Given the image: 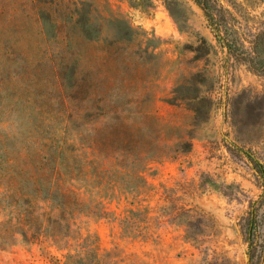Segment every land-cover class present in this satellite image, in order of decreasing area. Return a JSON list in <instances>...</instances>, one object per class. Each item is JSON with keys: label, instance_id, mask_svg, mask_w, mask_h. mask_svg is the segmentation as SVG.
Instances as JSON below:
<instances>
[{"label": "rangeland", "instance_id": "374dc122", "mask_svg": "<svg viewBox=\"0 0 264 264\" xmlns=\"http://www.w3.org/2000/svg\"><path fill=\"white\" fill-rule=\"evenodd\" d=\"M214 2L220 33L194 0H0V108L16 111L0 123V152L46 153L64 172L78 106L80 153L126 152L114 168L143 179L109 192L74 182L93 213H75L68 246L15 235L0 239V264L85 251L98 260L87 264H246L241 226L264 196V0ZM65 74L80 79L78 99Z\"/></svg>", "mask_w": 264, "mask_h": 264}, {"label": "trees", "instance_id": "16d2710c", "mask_svg": "<svg viewBox=\"0 0 264 264\" xmlns=\"http://www.w3.org/2000/svg\"><path fill=\"white\" fill-rule=\"evenodd\" d=\"M203 10L209 25L217 33L222 32L223 10L217 8L214 0H194ZM223 39L229 43L228 37ZM256 64L264 68V59ZM61 80L62 77H60ZM65 96L78 99L80 95V79L76 75L65 74ZM41 109H38V112ZM43 111V110H41ZM14 109L0 108V123ZM5 114L7 117H5ZM74 119L71 121L70 130L75 132L77 142L69 144L65 151L70 155L63 158V169H58L54 156L46 153L33 152L26 155L16 154L7 156L0 152V209L9 208L10 218L3 224L4 233L0 235L3 242L14 241L15 235H20L24 242H32L39 237L49 238L55 244L68 246L67 238L71 237L69 221L75 213H93L77 193L73 191L74 182L82 181L84 187H104L109 192L111 184L119 178L132 177L143 182L137 173L119 171L130 160L128 154L108 158L99 153L90 155L80 153L84 145L81 137L82 129L78 117L80 108H72ZM113 119H119L115 113ZM90 145L97 149L98 143L91 140ZM90 147V146H89ZM76 152V153H75ZM79 152V153H78ZM140 160V158H137ZM104 161L109 162L107 168ZM115 167V168H114ZM259 178L263 181L264 172L259 169ZM131 192L140 194V187L135 186ZM109 196H112L111 194ZM39 203H43L41 206ZM264 204V196L252 202L241 226L243 241L246 244V264H264V214L260 209ZM94 208H97L95 205ZM66 240V241H65ZM13 243V242H11ZM85 256H68L64 264L98 263L95 252L85 251ZM91 258L90 261L87 258Z\"/></svg>", "mask_w": 264, "mask_h": 264}, {"label": "crops", "instance_id": "0c3cea01", "mask_svg": "<svg viewBox=\"0 0 264 264\" xmlns=\"http://www.w3.org/2000/svg\"><path fill=\"white\" fill-rule=\"evenodd\" d=\"M19 252L18 253H11V254H8V257L10 258V261H16L17 258L19 257Z\"/></svg>", "mask_w": 264, "mask_h": 264}]
</instances>
